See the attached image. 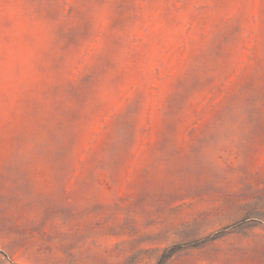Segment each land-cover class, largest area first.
<instances>
[{
	"label": "rangeland",
	"instance_id": "374dc122",
	"mask_svg": "<svg viewBox=\"0 0 264 264\" xmlns=\"http://www.w3.org/2000/svg\"><path fill=\"white\" fill-rule=\"evenodd\" d=\"M0 264H264V0H0Z\"/></svg>",
	"mask_w": 264,
	"mask_h": 264
}]
</instances>
